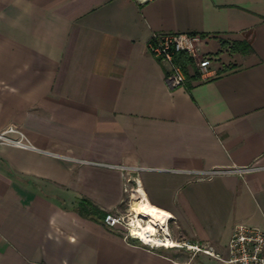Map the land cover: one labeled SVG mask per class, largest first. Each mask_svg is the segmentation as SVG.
I'll use <instances>...</instances> for the list:
<instances>
[{"label": "crops", "instance_id": "0c3cea01", "mask_svg": "<svg viewBox=\"0 0 264 264\" xmlns=\"http://www.w3.org/2000/svg\"><path fill=\"white\" fill-rule=\"evenodd\" d=\"M155 33L199 35L207 79L168 88ZM242 40L250 53L221 44ZM8 126L30 148L0 144V264H225L148 249L76 207L108 214L130 194L222 257L236 224L264 232V0H0Z\"/></svg>", "mask_w": 264, "mask_h": 264}, {"label": "built area", "instance_id": "2783aa9c", "mask_svg": "<svg viewBox=\"0 0 264 264\" xmlns=\"http://www.w3.org/2000/svg\"><path fill=\"white\" fill-rule=\"evenodd\" d=\"M202 39L199 35L193 33H155L147 43V50L151 57L165 67V83L168 88L174 89L183 85L185 81L182 69L173 60L175 53L183 52L188 55L197 69L200 80L203 81L209 76L210 59L201 53ZM0 144L11 145L17 148H30V144L23 132L16 126H8L0 131ZM255 167H242L231 170H209L197 173L199 178H211L225 174L242 175L254 170ZM131 220L125 224L124 239L137 240L148 249L175 247L166 245L168 239L167 232L162 231L158 234L156 231L155 238L163 245L157 242H145L136 235H132ZM103 223L108 227H115L120 224V219L106 214ZM171 241V240H170ZM158 242V243H159ZM187 248L202 252L203 254L213 257L225 264H264V232L256 227L246 224H236L227 244V255L222 257L212 251L210 247L201 245H187Z\"/></svg>", "mask_w": 264, "mask_h": 264}, {"label": "trees", "instance_id": "16d2710c", "mask_svg": "<svg viewBox=\"0 0 264 264\" xmlns=\"http://www.w3.org/2000/svg\"><path fill=\"white\" fill-rule=\"evenodd\" d=\"M223 46L227 48L229 53L248 54L251 52V47L248 41H233L230 43L222 42ZM173 60L180 66L185 77L184 86L189 89L190 83L200 81V75L194 66L192 59L183 52L175 53ZM76 212L83 218H91L102 221L106 215V212L100 210L89 200L82 198L79 200Z\"/></svg>", "mask_w": 264, "mask_h": 264}, {"label": "bare ground", "instance_id": "6f19581e", "mask_svg": "<svg viewBox=\"0 0 264 264\" xmlns=\"http://www.w3.org/2000/svg\"><path fill=\"white\" fill-rule=\"evenodd\" d=\"M131 212L137 218H135V221L131 220L132 226L130 231L132 235H136L145 242L154 241L159 245H163L158 239L155 238V233L157 229L164 228L169 216L166 213L157 211L145 203H141L139 201H135V203L132 205ZM165 232L166 231L164 230V234ZM165 243L166 245H175L173 241L170 240L165 241Z\"/></svg>", "mask_w": 264, "mask_h": 264}, {"label": "rangeland", "instance_id": "374dc122", "mask_svg": "<svg viewBox=\"0 0 264 264\" xmlns=\"http://www.w3.org/2000/svg\"><path fill=\"white\" fill-rule=\"evenodd\" d=\"M135 201H137V198L134 197V199L133 198L131 199L130 194H126L124 196L123 202H122L121 206L118 208V210L108 213L109 215L120 219V224H118L112 228H116L120 232L125 233V224H127L130 220L135 221L137 219L135 217V215L131 212V207L135 203ZM138 219H141V218H138ZM142 222H144V221H142ZM170 227H171V223L168 220L167 223L165 224L164 228L157 229V232H158V234L161 235L162 231L165 230L167 232L166 234L169 237L168 239L173 241V243L175 244V247L168 249L170 251L171 255H176L182 259H185L187 257H192V256H197V257L198 256H200V257L207 256V255L203 254L202 252L193 251V250L187 248V245H197L200 247L201 246L200 244L191 243V242H189L188 239H177V238L172 237L171 232H170V230H171Z\"/></svg>", "mask_w": 264, "mask_h": 264}]
</instances>
